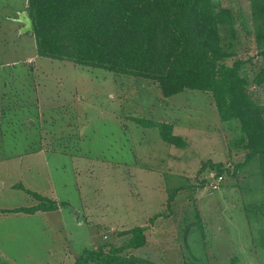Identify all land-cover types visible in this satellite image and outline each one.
Segmentation results:
<instances>
[{
    "label": "rangeland",
    "instance_id": "1",
    "mask_svg": "<svg viewBox=\"0 0 264 264\" xmlns=\"http://www.w3.org/2000/svg\"><path fill=\"white\" fill-rule=\"evenodd\" d=\"M229 8L228 64L264 106V69L251 0ZM28 0H0V209L31 206L22 183L64 202L59 209L0 216V264H75L85 248L121 244L147 226L130 252L162 264H264V187L258 163L234 174L247 149L238 120L223 121L211 92L165 97L157 82L39 56L17 19ZM134 117L167 120L187 145L160 137ZM230 168L218 189L207 160ZM207 182L202 185V181ZM174 197L170 201V197Z\"/></svg>",
    "mask_w": 264,
    "mask_h": 264
},
{
    "label": "trees",
    "instance_id": "2",
    "mask_svg": "<svg viewBox=\"0 0 264 264\" xmlns=\"http://www.w3.org/2000/svg\"><path fill=\"white\" fill-rule=\"evenodd\" d=\"M251 1L256 42L264 59V0ZM26 11L33 22L39 56L153 80L165 97L185 89L211 92L221 119L240 123L242 135L237 143L247 152L233 173L258 163L264 187V106L248 90L249 81L242 75L247 60L227 63L232 51L224 46L222 32L227 27L235 35L229 8L214 0H28ZM263 79L262 68L255 81L261 84ZM134 120L158 129L169 144L187 145L174 132L172 121ZM207 167L218 175L230 172L223 162L210 159L200 171ZM16 186L31 194L36 203L0 209V216L35 214L65 205L20 182ZM147 228L137 225L123 230L120 235L130 238L119 245L108 241L85 248L75 264H162L130 252L147 244ZM231 264H239L237 258Z\"/></svg>",
    "mask_w": 264,
    "mask_h": 264
},
{
    "label": "water",
    "instance_id": "3",
    "mask_svg": "<svg viewBox=\"0 0 264 264\" xmlns=\"http://www.w3.org/2000/svg\"><path fill=\"white\" fill-rule=\"evenodd\" d=\"M17 20L23 24L22 32L33 31V22L26 10L20 13Z\"/></svg>",
    "mask_w": 264,
    "mask_h": 264
},
{
    "label": "built area",
    "instance_id": "4",
    "mask_svg": "<svg viewBox=\"0 0 264 264\" xmlns=\"http://www.w3.org/2000/svg\"><path fill=\"white\" fill-rule=\"evenodd\" d=\"M223 180H224V175L223 174L215 175L212 178L211 186L214 189H218L221 186V184L223 183Z\"/></svg>",
    "mask_w": 264,
    "mask_h": 264
}]
</instances>
